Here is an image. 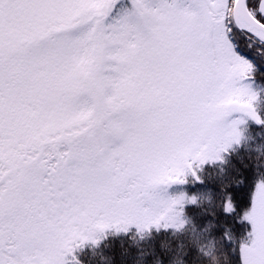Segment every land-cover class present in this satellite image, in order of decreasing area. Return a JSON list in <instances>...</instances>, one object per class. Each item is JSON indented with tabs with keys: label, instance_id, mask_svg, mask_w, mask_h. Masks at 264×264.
Returning a JSON list of instances; mask_svg holds the SVG:
<instances>
[{
	"label": "snow or ice",
	"instance_id": "snow-or-ice-1",
	"mask_svg": "<svg viewBox=\"0 0 264 264\" xmlns=\"http://www.w3.org/2000/svg\"><path fill=\"white\" fill-rule=\"evenodd\" d=\"M257 67L264 0H0V264H79L107 229L176 230L196 201L169 190L264 124ZM211 194L236 210L229 181ZM242 219L239 262L264 264V172Z\"/></svg>",
	"mask_w": 264,
	"mask_h": 264
},
{
	"label": "trees",
	"instance_id": "trees-1",
	"mask_svg": "<svg viewBox=\"0 0 264 264\" xmlns=\"http://www.w3.org/2000/svg\"><path fill=\"white\" fill-rule=\"evenodd\" d=\"M235 40L238 47L249 43L238 31ZM249 83L259 92L257 111L264 116V70L257 67ZM241 129V142L224 154L223 162L205 163L197 173L203 182L188 177L181 189L188 196L214 193L220 183L229 181L236 209L232 214L225 215L213 201L205 205L186 203L182 211L191 218V225L184 231L153 227L142 236L135 228L127 232L107 229L100 233L97 244L88 242L67 259L74 255L79 264H209L194 241L211 239L218 253L227 255V264H240L238 245L250 230L242 213L248 207L249 193L258 174L264 172V124L249 120ZM221 260L223 264L222 256Z\"/></svg>",
	"mask_w": 264,
	"mask_h": 264
},
{
	"label": "clouds",
	"instance_id": "clouds-1",
	"mask_svg": "<svg viewBox=\"0 0 264 264\" xmlns=\"http://www.w3.org/2000/svg\"><path fill=\"white\" fill-rule=\"evenodd\" d=\"M186 199L188 201L195 200L197 205H205L209 204L212 201V194L210 191L207 192H201V193H196L191 196H188L186 194ZM173 227L176 228L177 232L184 231L186 229V226L191 225V218L185 217L184 215L182 218L170 222ZM141 235H147V232H141ZM195 246L197 247L198 251L205 256L206 258L209 259V264H222L221 256L223 259V264H227V255L226 254H220L218 253V249L216 247V244L214 243L213 240H199V241H194ZM173 264H176L174 261Z\"/></svg>",
	"mask_w": 264,
	"mask_h": 264
},
{
	"label": "rangeland",
	"instance_id": "rangeland-1",
	"mask_svg": "<svg viewBox=\"0 0 264 264\" xmlns=\"http://www.w3.org/2000/svg\"><path fill=\"white\" fill-rule=\"evenodd\" d=\"M124 3H126L125 1H123ZM250 84H252V83H250ZM251 87H252V89L254 90V91H256L257 93H258V100H257V102L259 101V92H258V90L256 89V86H254V85H251ZM257 102H256V107H257ZM249 120H251V119H246V123L245 124H248L249 123ZM244 124V125H245ZM244 125H241L240 127L241 128H243V126ZM241 131H242V129H241ZM189 177H191V176H189ZM182 185H175V186H173L169 191H170V193L171 194H178L179 192H181L182 190ZM243 214V213H242ZM247 222V221H246ZM248 223V222H247ZM250 226V225H249ZM129 228H135V229H137L136 228V226L135 225H130L129 226ZM138 230V229H137ZM100 234H98V236H99ZM88 242H91V241H88ZM88 242H86V243H88ZM85 243V244H86Z\"/></svg>",
	"mask_w": 264,
	"mask_h": 264
},
{
	"label": "flooded vegetation",
	"instance_id": "flooded-vegetation-1",
	"mask_svg": "<svg viewBox=\"0 0 264 264\" xmlns=\"http://www.w3.org/2000/svg\"><path fill=\"white\" fill-rule=\"evenodd\" d=\"M123 1H125L127 3V0H123Z\"/></svg>",
	"mask_w": 264,
	"mask_h": 264
}]
</instances>
